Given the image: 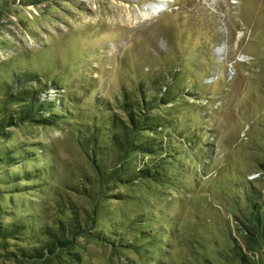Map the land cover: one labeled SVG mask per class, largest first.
<instances>
[{
    "label": "rangeland",
    "instance_id": "374dc122",
    "mask_svg": "<svg viewBox=\"0 0 264 264\" xmlns=\"http://www.w3.org/2000/svg\"><path fill=\"white\" fill-rule=\"evenodd\" d=\"M10 59L18 72L58 81L75 102L70 124L62 128L24 126L0 139L4 147H42L36 161L22 167L46 171L42 183H19L22 193L15 184H2L6 171H0L4 223L24 218L30 207L49 220L60 204L89 205L75 192L91 175L75 129L110 119L109 108L121 116L115 102L139 84L175 74L196 96L187 94L172 108L178 167L166 173L173 185L117 189L124 200L101 206L98 229L121 227L124 249L82 237L80 248L51 260L17 262L0 255V264H226L232 239L264 264L252 221V208L264 212V0L11 5L0 12V62ZM67 126L74 128L68 132ZM11 172L23 170L18 165ZM137 221L142 223L133 228ZM140 233L154 238L138 239Z\"/></svg>",
    "mask_w": 264,
    "mask_h": 264
},
{
    "label": "trees",
    "instance_id": "16d2710c",
    "mask_svg": "<svg viewBox=\"0 0 264 264\" xmlns=\"http://www.w3.org/2000/svg\"><path fill=\"white\" fill-rule=\"evenodd\" d=\"M49 1L0 0V12L11 5L38 6ZM13 68L12 59L0 62V139L10 138L12 130L24 126L36 125L48 129L70 124L72 108L69 105L75 100L67 95L66 87L56 80L42 81L35 73L18 72ZM169 76V79L157 81L148 79L145 81L147 85L139 84L132 93L127 92L123 100L115 102L121 116L115 113V108H109L110 119L85 121L75 129L77 143L83 149L91 171L75 192L89 205L67 207L60 204L57 214L49 220L30 207L28 209L32 212L24 218L4 223L1 218L8 212L0 202V255L17 262H44L80 248L82 237L124 249L121 227L110 233L98 229V214L102 204L124 200L125 195L115 193L117 189H162L173 185V175L166 173L167 169L178 167L174 163L173 135L170 132L174 119L172 108L180 98L195 94L181 86L175 74ZM146 88H152V97H148ZM73 128L68 127L67 131L71 132ZM180 136L183 134L180 133ZM38 151L43 152L44 149L40 146L0 145V171H6V182L2 184H15V189L19 191L22 189L18 186L21 182L36 180L40 183L45 179L44 169L25 171L22 167L26 161L35 162L36 157H32ZM18 165L23 172L12 174L11 170ZM261 209L252 208V221L256 230L255 242H261L264 248V212ZM22 211L25 213L26 209ZM138 223L142 221L133 223L132 227L135 228ZM114 225L117 227V224ZM145 234L140 233L138 239L148 241L154 238V234ZM130 244V248H135L134 242ZM231 244V250L225 251L227 254L223 256L226 264H258L254 256H248L236 240L232 239Z\"/></svg>",
    "mask_w": 264,
    "mask_h": 264
},
{
    "label": "bare ground",
    "instance_id": "6f19581e",
    "mask_svg": "<svg viewBox=\"0 0 264 264\" xmlns=\"http://www.w3.org/2000/svg\"><path fill=\"white\" fill-rule=\"evenodd\" d=\"M149 11H150V9L149 10H146V11H144L142 14V16L145 18L146 16H148V13H149ZM158 10L156 9L155 10V8H154V13H156Z\"/></svg>",
    "mask_w": 264,
    "mask_h": 264
}]
</instances>
